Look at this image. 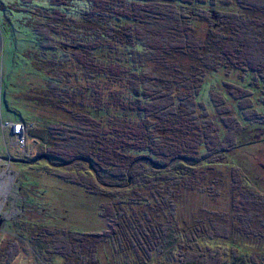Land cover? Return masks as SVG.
<instances>
[{
  "label": "trees",
  "instance_id": "16d2710c",
  "mask_svg": "<svg viewBox=\"0 0 264 264\" xmlns=\"http://www.w3.org/2000/svg\"><path fill=\"white\" fill-rule=\"evenodd\" d=\"M11 18L48 75L35 103L69 114L28 135L113 221L40 224L38 249L64 264H264V186L228 157L264 139L245 112L264 107V0H0V31ZM226 180L228 208L183 207Z\"/></svg>",
  "mask_w": 264,
  "mask_h": 264
},
{
  "label": "rangeland",
  "instance_id": "374dc122",
  "mask_svg": "<svg viewBox=\"0 0 264 264\" xmlns=\"http://www.w3.org/2000/svg\"><path fill=\"white\" fill-rule=\"evenodd\" d=\"M0 36V155L28 161L41 155L38 152L43 148V142L28 135V128H42L47 121L67 119L69 114L35 103V90L47 84L48 75L34 68L24 54L36 42L32 31L11 18L9 25L1 24ZM259 109L261 112L256 114L249 105L245 112L264 121V107ZM261 126L260 132L264 123ZM229 156L238 157L249 168V174L264 186V139L235 148ZM226 165L210 170L208 176H226ZM53 170L41 159L32 163L0 159V182H8L6 194L0 195V264H64L60 256L38 249L34 237L41 230L40 224L79 232L111 229L113 221L100 215V200L83 186L58 177ZM220 189L219 195L186 191L183 207L188 210L202 204L228 208V180Z\"/></svg>",
  "mask_w": 264,
  "mask_h": 264
},
{
  "label": "water",
  "instance_id": "95a60500",
  "mask_svg": "<svg viewBox=\"0 0 264 264\" xmlns=\"http://www.w3.org/2000/svg\"><path fill=\"white\" fill-rule=\"evenodd\" d=\"M0 49H1V36H0ZM42 158H46L45 154L36 156L34 159L28 160V161H26L25 159H21V158H8L7 156L0 155V159H3V160L14 161V162H27V163H32Z\"/></svg>",
  "mask_w": 264,
  "mask_h": 264
},
{
  "label": "bare ground",
  "instance_id": "6f19581e",
  "mask_svg": "<svg viewBox=\"0 0 264 264\" xmlns=\"http://www.w3.org/2000/svg\"><path fill=\"white\" fill-rule=\"evenodd\" d=\"M7 183H8L7 180L4 181V182H0V195H3L4 196L6 194L7 189H8Z\"/></svg>",
  "mask_w": 264,
  "mask_h": 264
},
{
  "label": "built area",
  "instance_id": "2783aa9c",
  "mask_svg": "<svg viewBox=\"0 0 264 264\" xmlns=\"http://www.w3.org/2000/svg\"><path fill=\"white\" fill-rule=\"evenodd\" d=\"M19 125V124H18Z\"/></svg>",
  "mask_w": 264,
  "mask_h": 264
}]
</instances>
